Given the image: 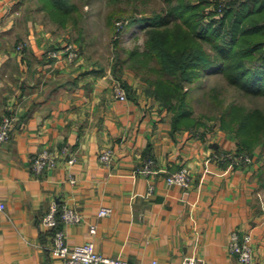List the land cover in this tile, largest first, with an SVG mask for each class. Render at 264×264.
Returning a JSON list of instances; mask_svg holds the SVG:
<instances>
[{
	"label": "crops",
	"instance_id": "0c3cea01",
	"mask_svg": "<svg viewBox=\"0 0 264 264\" xmlns=\"http://www.w3.org/2000/svg\"><path fill=\"white\" fill-rule=\"evenodd\" d=\"M57 27L40 0H0V119L15 117L0 146V264H63L49 249L52 229L42 223L52 202L82 215L74 224L60 222L70 245L92 240L102 254L133 264H181L187 255L242 264L228 251L233 230L251 234L252 264H264L260 163L215 161V152L235 150L230 134L173 129L171 112L156 98L134 88L119 99L113 72L83 54L73 62L47 57L67 40ZM63 147L73 163L60 153L53 168L31 171L39 150ZM106 148L107 163L99 159ZM148 156L156 171L142 174ZM181 166L192 174L188 188L165 179ZM102 206L109 214L98 215Z\"/></svg>",
	"mask_w": 264,
	"mask_h": 264
},
{
	"label": "trees",
	"instance_id": "16d2710c",
	"mask_svg": "<svg viewBox=\"0 0 264 264\" xmlns=\"http://www.w3.org/2000/svg\"><path fill=\"white\" fill-rule=\"evenodd\" d=\"M120 1H111L115 5L109 19L124 15L125 11L117 6ZM40 2L60 26L78 24L77 1ZM167 3L166 8L152 10L149 15L136 17L129 13L130 23L124 32L129 27L141 29L144 41L141 47L128 50L120 61L141 76L147 84L146 93L171 112L173 129H197L204 125L193 111L190 86L209 73H220L246 95L264 96V0H224L220 16L207 22L203 17L211 0ZM116 70L119 68L114 66L115 73ZM212 99L221 128L235 138V151L247 150L254 158L255 148L262 145L264 153V109L235 102L223 104L214 94ZM257 176L260 182L264 180V163L260 164ZM60 222L58 219L52 232L60 228Z\"/></svg>",
	"mask_w": 264,
	"mask_h": 264
},
{
	"label": "rangeland",
	"instance_id": "374dc122",
	"mask_svg": "<svg viewBox=\"0 0 264 264\" xmlns=\"http://www.w3.org/2000/svg\"><path fill=\"white\" fill-rule=\"evenodd\" d=\"M80 6L79 20L76 25H68L66 27H57L61 34H65L66 42H69L76 48L89 64H97L103 70H111L116 80L125 84L126 91L134 94V88H139L145 91L146 82L135 71L129 69L127 64L121 63V59L127 55V51L141 47L144 41V35L141 29L128 28L130 18L129 13L134 16H142L151 14L152 10L160 11L161 8H166L169 4L167 0H121L117 3L120 9L125 11L120 19H109V12L114 9L112 0H75ZM224 0H211L205 7L206 14L203 17L204 22L210 21L213 18H218V13ZM139 12H135L134 10ZM53 20V19H52ZM54 21V20H53ZM79 57V56H78ZM116 69H122L114 72ZM101 70V69H100ZM123 72H127V78L133 80V85L125 80ZM194 83L190 90L192 97V108L196 115L200 116L204 125L199 126V130H214L215 132H225L220 126V121L216 113H218L212 95H217L223 100V104L235 102L249 108L260 107L264 109V96L246 95L235 86L229 84L223 75L220 73H209L203 77L201 81ZM146 92V91H145ZM205 114V115H202ZM209 116V117H208ZM197 128V129H198ZM229 134V133H228ZM230 136L235 142L233 134ZM236 149V143H235ZM233 152H236L233 150ZM241 153L250 154L244 150ZM256 157L260 164L264 163V153H262V145L255 148ZM264 179V178H263ZM264 188V180L260 182Z\"/></svg>",
	"mask_w": 264,
	"mask_h": 264
},
{
	"label": "built area",
	"instance_id": "2783aa9c",
	"mask_svg": "<svg viewBox=\"0 0 264 264\" xmlns=\"http://www.w3.org/2000/svg\"><path fill=\"white\" fill-rule=\"evenodd\" d=\"M46 56L73 62L78 58L79 52L71 43L64 42L60 46L46 50ZM114 90L119 99L125 100L127 98L126 89L121 82L115 81ZM14 122L15 117L12 114H4L1 117L0 146L9 140ZM60 153L66 158L68 163L74 162L75 156L67 147H63L60 152L48 148H42L30 161L31 171L36 175H40L44 171L53 168L58 161ZM212 158L217 162H227L228 166L244 165L253 160L250 154L233 151L215 152ZM99 159L105 163L109 162L112 159V149L106 148L102 150L99 154ZM138 171L142 174H151L152 172H155L156 167L154 158L152 156L144 158ZM165 179L168 184H175L188 188L192 182V174L186 166H181L176 170L168 172ZM4 208L5 203L0 200V211ZM109 212V207L102 206L98 210V215L104 216L109 214ZM58 219L66 224H74L82 220V215L79 210L73 206L52 202L48 210L42 216V223L47 228L53 230ZM89 230L90 232H95V225L91 224ZM49 249L53 255L62 259L63 264H133L121 257L102 254L95 248L92 240H86L83 243L70 245L66 240L64 230L61 228L52 232ZM228 251L235 255L240 263L252 264L254 248L251 234L249 232L233 230L230 233ZM149 264H158V260L154 258ZM181 264H205V262L198 256L187 255L183 258Z\"/></svg>",
	"mask_w": 264,
	"mask_h": 264
}]
</instances>
